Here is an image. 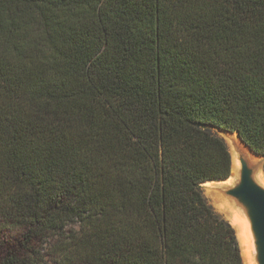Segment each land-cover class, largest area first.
<instances>
[{"label": "trees", "instance_id": "obj_1", "mask_svg": "<svg viewBox=\"0 0 264 264\" xmlns=\"http://www.w3.org/2000/svg\"><path fill=\"white\" fill-rule=\"evenodd\" d=\"M215 129L264 158V0H0V264H244Z\"/></svg>", "mask_w": 264, "mask_h": 264}, {"label": "water", "instance_id": "obj_2", "mask_svg": "<svg viewBox=\"0 0 264 264\" xmlns=\"http://www.w3.org/2000/svg\"><path fill=\"white\" fill-rule=\"evenodd\" d=\"M236 153L240 162L236 180L233 185L220 188V192L232 201L235 210L247 220L253 239L254 261L264 264V186L257 179L260 168L253 165L238 148Z\"/></svg>", "mask_w": 264, "mask_h": 264}, {"label": "bare ground", "instance_id": "obj_3", "mask_svg": "<svg viewBox=\"0 0 264 264\" xmlns=\"http://www.w3.org/2000/svg\"><path fill=\"white\" fill-rule=\"evenodd\" d=\"M221 136L226 141L228 148L233 158V172L231 178L222 181H209L202 186L208 189V195L213 199L215 206L221 211V214H225V218L230 222L233 228L236 230V234L241 246L244 264H256L254 261V246L253 239L250 233V227L246 219L235 210L232 201L225 197L217 187H226L234 184L238 170L240 168V162L237 159L236 148L241 150L247 155L248 159L253 165H259L262 158L251 152V150L242 142L238 134L220 131ZM257 179L261 185L264 186V172L259 169L257 173ZM205 188V189H206ZM206 193V192H205ZM208 197V196H207ZM216 209V208H215Z\"/></svg>", "mask_w": 264, "mask_h": 264}, {"label": "rangeland", "instance_id": "obj_4", "mask_svg": "<svg viewBox=\"0 0 264 264\" xmlns=\"http://www.w3.org/2000/svg\"><path fill=\"white\" fill-rule=\"evenodd\" d=\"M214 132L217 134V135H219L220 137H222L221 136V134H220V132H219V130H217V129H215L214 130ZM223 138V137H222ZM259 166V168L260 169H262L263 170V172H264V158L262 159V161L260 162V164L258 165ZM205 186H202V189H203V192H204V195H205V197L207 198V200H208V202L210 203V205L220 214V215H222L224 218L226 217L225 216V214H221V211L215 206V204H214V202H213V199L208 195V189L206 188ZM220 188H222V187H217L216 189L217 190H219L220 191ZM206 192V193H205ZM208 196V197H207ZM226 220H227V218H225ZM228 221V220H227ZM238 238V237H237ZM50 242V241H49ZM51 243L52 242H50V244L49 245H51ZM53 244V243H52ZM0 245H1V242H0ZM47 249H50V246H48V245H46V249L44 250V253H45V255H46V260H45V262H46V264H56V262L54 261V259L51 257V252L49 251V253H48V250Z\"/></svg>", "mask_w": 264, "mask_h": 264}]
</instances>
